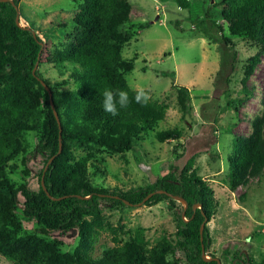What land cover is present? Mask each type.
Masks as SVG:
<instances>
[{
  "label": "trees",
  "instance_id": "16d2710c",
  "mask_svg": "<svg viewBox=\"0 0 264 264\" xmlns=\"http://www.w3.org/2000/svg\"><path fill=\"white\" fill-rule=\"evenodd\" d=\"M176 2L188 8V0ZM17 4L18 0L13 3L0 0V254L13 264H175L165 258L170 250L167 236L163 235L162 240L147 247L144 229L140 227L126 240L120 237L126 232L121 228L122 234H119L114 228V244L100 255L92 254L99 229L105 225L101 204L115 207L126 206V202L128 205L142 202L151 206L167 201L174 208L176 233L181 238L186 264H219L213 259L215 254L209 251L211 238L207 226L218 202L209 183L192 168L193 158L181 169L171 168L152 183L125 190L118 186H94L88 170V158L93 153L80 159L74 153L78 148L123 153L151 132L159 142L182 137L177 127L157 129L168 109L163 101L151 98L147 106H141L133 100L115 117L103 110L102 93L106 88L127 90L130 98L135 95V89L125 78V73L134 67L133 59L121 54L122 46L129 40L124 21L132 11L131 3L128 0H82L79 15L84 26L74 34L61 58L54 62L58 73H67V78L55 82L40 71L43 49L39 36L33 34L31 27L15 22ZM222 4L220 18L229 33L258 42L264 51V0H222ZM222 23L199 19L195 27L212 42L221 44V72H224L229 68L233 70L236 53L231 40L223 35ZM147 26L148 23L136 24L139 30ZM228 49L231 54H227ZM260 53L250 56L244 66L243 89ZM160 74L174 80V72ZM40 79L48 86L51 97ZM70 79L72 88H60ZM172 87L181 116L185 117L191 110L189 89L175 82ZM243 100L227 99L226 105L236 111ZM262 105L261 114L252 121L251 134L232 139L228 154V184L232 188L264 168V99ZM27 131L39 133L35 152L42 157V165L36 173V188L25 182L15 185L7 175V170L17 169L15 159L22 154H25L20 160L24 166L22 173H29L28 162L33 152L27 153L23 139ZM95 170L99 172V166ZM169 194L184 198L186 207ZM20 203L22 217L34 220L39 234H22L21 218L17 215ZM194 204L200 207L194 208ZM74 229L78 231L79 240L73 252L60 251L59 241L43 236ZM202 246L211 259H203ZM223 255L226 261H220L221 264H264V255L256 261L241 249L234 250L227 258Z\"/></svg>",
  "mask_w": 264,
  "mask_h": 264
},
{
  "label": "rangeland",
  "instance_id": "374dc122",
  "mask_svg": "<svg viewBox=\"0 0 264 264\" xmlns=\"http://www.w3.org/2000/svg\"><path fill=\"white\" fill-rule=\"evenodd\" d=\"M128 1L132 11L124 26L129 32V40L122 46L121 54L126 59H133L134 67L125 73V78L131 88H143L152 99L168 105L166 116L157 129L177 127L182 131V137L159 142L151 132L126 152L78 148L74 151L77 159L93 153L87 158L89 177L94 186H118L126 190L152 183L171 168L181 169L189 158H193L192 168L209 183L218 202L215 215L207 223L211 238L209 251L222 263L226 261L223 253L227 258L236 249L259 261L264 255V168L232 188L228 184V154L232 139L250 135L252 121L263 110L264 51L258 42L229 33L220 18L222 0H188V8L180 7L176 0ZM81 3L82 0H18L19 24L31 27L39 36L43 49L40 71L51 82L67 78V73H58L54 62L61 58L74 34L84 26L79 15ZM199 19H215L223 24V35L231 40L236 53L233 70L221 72V44L212 42L195 27V21ZM139 23H148V26L139 30L136 27ZM130 25H134L133 28H129ZM257 52H261L259 60L243 89L244 66ZM231 53L228 49L227 54ZM162 71L174 72V80L162 76ZM174 82L187 87L190 92L191 110L185 117L181 116L177 106ZM72 87L70 79L60 88ZM237 98L244 100L235 111L226 105V100ZM23 139L27 153L33 152L28 162L29 173H22L24 166L20 160L25 155L22 154L15 159L17 169L7 170V175L15 185L25 182L36 188V173L42 165V157L35 152L39 133L27 131L23 133ZM96 166H99V172H96ZM20 208L21 203L17 215L21 218L22 234H39L36 222L23 218ZM101 212L105 225L99 229L92 250L94 256L114 244V228L119 234L126 232L120 236L126 240L140 227L144 229L147 247L166 235L170 244L166 260L175 264L187 263L181 238L176 233L174 208L167 201L151 206L142 202L115 207L101 204ZM43 236L59 241L62 252H73L79 240L77 229ZM0 264L13 262L0 254Z\"/></svg>",
  "mask_w": 264,
  "mask_h": 264
},
{
  "label": "clouds",
  "instance_id": "9594fccd",
  "mask_svg": "<svg viewBox=\"0 0 264 264\" xmlns=\"http://www.w3.org/2000/svg\"><path fill=\"white\" fill-rule=\"evenodd\" d=\"M134 92V97L130 98L127 90L106 88L102 93L103 110L115 117L119 115L121 109L128 108L133 100L141 106H147L151 100L150 94L143 88L135 89Z\"/></svg>",
  "mask_w": 264,
  "mask_h": 264
},
{
  "label": "water",
  "instance_id": "95a60500",
  "mask_svg": "<svg viewBox=\"0 0 264 264\" xmlns=\"http://www.w3.org/2000/svg\"><path fill=\"white\" fill-rule=\"evenodd\" d=\"M10 2L13 3V0H10ZM15 8H16V10H17L16 16H15V22H16L17 24H19V13H18V9H17L18 6L16 5ZM19 25H20V24H19ZM25 27H26V28H29V26H25ZM32 32H33L34 35H36V33H35L34 30H33ZM36 67H37V64H36V65L34 66V68H33V71H32L33 73H34ZM40 80H41V83L43 84L44 88L48 91L49 96L51 97V91L49 90L48 86L45 84V82H44L42 79H40ZM50 103H51V106H52V108H53V112H54V115H55V117H56V120H57V122H58L59 130H61L60 120H59V117H58V114H57L56 110H55L54 107H53V102H52L51 98H50ZM59 138H60V136H59ZM60 150H61V142H59V150H58V151H60ZM52 159H53V156H52L51 158H49V160L47 161V163H46V165H45V167H44V170L47 168V165L50 163V161H51ZM41 183H42V187H43V189L46 191V188H45V186H44V184H43V180H42V179H41ZM160 191H161V190H160ZM47 194H48V193H47ZM169 195H170L171 197H173L175 200H178L179 202H181L184 208L186 207L187 203H186V201H185L184 198H182V197H180V196H177V195H172V194H169ZM126 203L129 204L128 202H126ZM196 206L200 207V205H198V204H194V205H193L194 208H195ZM202 257H203V259H205V260H207V259H211L209 256H207V255L205 254L203 246H202ZM213 259H214V260H217L218 263L221 264L219 258L214 257Z\"/></svg>",
  "mask_w": 264,
  "mask_h": 264
}]
</instances>
